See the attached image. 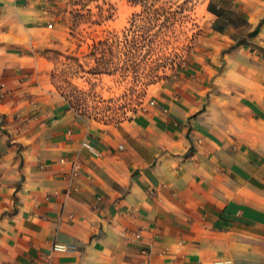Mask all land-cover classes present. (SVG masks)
<instances>
[{"label":"crops","instance_id":"1","mask_svg":"<svg viewBox=\"0 0 264 264\" xmlns=\"http://www.w3.org/2000/svg\"><path fill=\"white\" fill-rule=\"evenodd\" d=\"M44 1L0 0V264H264V0L211 1L183 79L112 126L16 53Z\"/></svg>","mask_w":264,"mask_h":264},{"label":"rangeland","instance_id":"2","mask_svg":"<svg viewBox=\"0 0 264 264\" xmlns=\"http://www.w3.org/2000/svg\"><path fill=\"white\" fill-rule=\"evenodd\" d=\"M211 1L227 6V0H45L37 14L44 27L36 24L34 41L16 53L40 59L50 90L83 119L118 125L140 114L162 85L183 79L209 44Z\"/></svg>","mask_w":264,"mask_h":264},{"label":"built area","instance_id":"3","mask_svg":"<svg viewBox=\"0 0 264 264\" xmlns=\"http://www.w3.org/2000/svg\"><path fill=\"white\" fill-rule=\"evenodd\" d=\"M49 26L51 27V24H49ZM153 103H154L153 100H150L149 101V104L150 105H153ZM83 146L86 147L87 149H89L90 151L93 150V147H91L86 142L83 143ZM120 148H122V146H120ZM79 170H80V162H78V161H72L71 162L70 171H69V174H68V178L69 179H72V178L76 177L78 175Z\"/></svg>","mask_w":264,"mask_h":264}]
</instances>
